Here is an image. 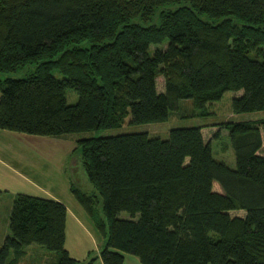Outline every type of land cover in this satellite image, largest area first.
<instances>
[{"label":"trees","instance_id":"1","mask_svg":"<svg viewBox=\"0 0 264 264\" xmlns=\"http://www.w3.org/2000/svg\"><path fill=\"white\" fill-rule=\"evenodd\" d=\"M29 66L0 78L2 129L63 136L115 129L126 115L164 122L183 99L202 108L228 90H243L235 113L264 110V0H0V75ZM206 126L78 141L96 190L72 191L106 238L105 264H124V253L143 264H264V120L224 125L234 167L215 157L220 130L206 139ZM66 225L62 201L17 194L0 264L33 243L59 252L58 264H91L66 248Z\"/></svg>","mask_w":264,"mask_h":264},{"label":"rangeland","instance_id":"2","mask_svg":"<svg viewBox=\"0 0 264 264\" xmlns=\"http://www.w3.org/2000/svg\"><path fill=\"white\" fill-rule=\"evenodd\" d=\"M34 68H36V66H29L18 72L2 74L0 78L24 77ZM53 73L59 78L62 77V74L57 69H54ZM164 81L163 76L158 77V88L160 91L165 88ZM242 93L243 90H228L221 99L211 101L202 108H196L193 99H183L178 110H173L170 118L164 122L136 125L130 123L131 115H126L122 126L115 129L75 132L63 136H29L33 134H26L27 137H32L28 138V140H25V138L19 139L17 136H7L3 143L4 158L18 166L36 183L49 190H54V192L68 200L73 198L70 191L72 183H75L88 193H92L96 190L88 179L82 165L81 148H78V141L80 139L136 131L148 132L150 136L167 138L170 130L175 127L208 125L206 126L207 128L204 129L206 139H212L211 137L220 130V133L214 139L212 145L215 157L224 160L227 164L234 167L236 165V156L231 145L229 130L224 125L229 121H251L261 123V121L264 120V110L242 113H235L232 110L233 98L242 95ZM67 99L69 103H76L79 99L78 92L73 88H68ZM218 186L221 187L217 182L215 188H218ZM26 191L36 194L35 196L45 197L42 193H38L39 191L36 188ZM11 198L12 196H8V194H5V196H1L0 194V249L3 247L6 238L11 234L5 233L8 232ZM99 209L102 212V204H100ZM232 213L244 215L245 211L235 210ZM130 216V213L127 211L121 213V217L123 218H129ZM78 227L79 225L71 221L68 223L69 240L67 241L66 248L68 246L70 248L71 233H86ZM93 231L94 233H98L95 228H93ZM99 237L98 239L100 242L101 240L104 241L103 237ZM104 245L105 244H102V247H104ZM25 249L27 253H23L25 255L16 260L17 264L18 262H20L19 264H58L60 253L57 251L49 250L40 244L25 246ZM15 258L16 256L11 253L9 261L15 262Z\"/></svg>","mask_w":264,"mask_h":264},{"label":"crops","instance_id":"3","mask_svg":"<svg viewBox=\"0 0 264 264\" xmlns=\"http://www.w3.org/2000/svg\"><path fill=\"white\" fill-rule=\"evenodd\" d=\"M26 134L28 135V133L10 131L0 128V194L1 196H5V194H8V196H12L11 205H10L11 207L10 214L8 218V232L5 233H10V215L16 195L19 193L27 194L29 192L26 190H32L36 188L39 191L38 193H42V195H44L45 197L60 200L63 203H65L67 207L66 244L67 241L69 240L68 223L70 221L72 223L79 225L78 228L86 232V233L70 234V248L69 246L67 247L70 254L80 261H87L91 257H95V260L91 264H105V262L101 257V251L104 248L102 247V244L106 243V238L101 233L98 232L92 218L89 216L82 203L73 193L72 185L73 184L76 185V184L72 183L70 186V191L73 195V198L66 200L65 198L61 197L59 194L54 192V190H49L46 187L30 179L18 166L12 164L10 160L4 158V151H3L4 139L7 136H17L19 139L25 138V140H28V138H32V137H27ZM29 136H35V135H29ZM20 159H21V155H20ZM22 189H26V190H22ZM29 194L36 195V194H32V192ZM93 228H95V230L98 233H94ZM99 236L103 237L104 241L101 240L100 242V240L98 239ZM33 244H30L28 246H31ZM11 253H13L14 256H17L14 250H12ZM24 253H27L25 248H24ZM124 255H125L124 264H143L140 258L134 254L124 253ZM19 263L20 262H18V264Z\"/></svg>","mask_w":264,"mask_h":264}]
</instances>
